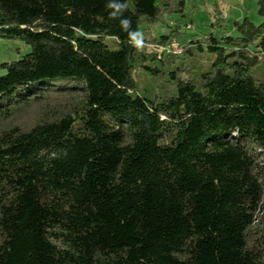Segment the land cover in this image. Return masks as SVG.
I'll list each match as a JSON object with an SVG mask.
<instances>
[{
    "label": "trees",
    "instance_id": "1",
    "mask_svg": "<svg viewBox=\"0 0 264 264\" xmlns=\"http://www.w3.org/2000/svg\"><path fill=\"white\" fill-rule=\"evenodd\" d=\"M125 2L143 52L106 0H0V39L30 47L0 119L83 95L0 132V264H264V20L216 8L200 35L186 0Z\"/></svg>",
    "mask_w": 264,
    "mask_h": 264
},
{
    "label": "rangeland",
    "instance_id": "2",
    "mask_svg": "<svg viewBox=\"0 0 264 264\" xmlns=\"http://www.w3.org/2000/svg\"><path fill=\"white\" fill-rule=\"evenodd\" d=\"M187 10L192 7L194 11L191 18L194 24L189 31L191 33H202L209 31L208 25L215 21V10L218 8L228 21L230 27L235 21H243L248 17L255 25L263 23V18L259 15L258 3L253 0H186ZM189 27V26H188ZM154 30L153 33H156ZM106 43L113 50L117 48L113 39H107ZM30 47L21 41L0 39V75L5 74L1 69V65L6 62L15 61L22 55L28 53ZM178 55V54H175ZM181 55V54H179ZM264 72L263 64L258 71L259 74ZM139 82L144 83L145 77L138 76ZM83 100L81 92L63 93L54 90L46 93L41 102L32 103L24 106L17 112L4 119H0V132L14 125L24 129L30 128L38 123L42 118L53 117L69 112L74 106H79Z\"/></svg>",
    "mask_w": 264,
    "mask_h": 264
},
{
    "label": "clouds",
    "instance_id": "3",
    "mask_svg": "<svg viewBox=\"0 0 264 264\" xmlns=\"http://www.w3.org/2000/svg\"><path fill=\"white\" fill-rule=\"evenodd\" d=\"M105 9L108 11L110 19L119 20L121 30L127 33L128 43L137 52H143L145 41L143 34L138 30L132 29V21L125 17L127 3L125 0H106Z\"/></svg>",
    "mask_w": 264,
    "mask_h": 264
},
{
    "label": "built area",
    "instance_id": "4",
    "mask_svg": "<svg viewBox=\"0 0 264 264\" xmlns=\"http://www.w3.org/2000/svg\"><path fill=\"white\" fill-rule=\"evenodd\" d=\"M161 51L168 54H182L183 53V47L178 41H173L169 45L162 47Z\"/></svg>",
    "mask_w": 264,
    "mask_h": 264
}]
</instances>
